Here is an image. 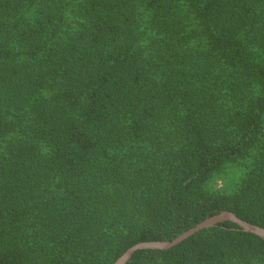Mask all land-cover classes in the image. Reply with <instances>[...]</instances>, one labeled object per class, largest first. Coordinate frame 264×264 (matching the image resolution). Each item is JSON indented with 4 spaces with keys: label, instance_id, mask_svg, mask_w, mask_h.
<instances>
[{
    "label": "trees",
    "instance_id": "1",
    "mask_svg": "<svg viewBox=\"0 0 264 264\" xmlns=\"http://www.w3.org/2000/svg\"><path fill=\"white\" fill-rule=\"evenodd\" d=\"M222 210L264 228V0H0V264H113ZM125 264H264V238Z\"/></svg>",
    "mask_w": 264,
    "mask_h": 264
},
{
    "label": "water",
    "instance_id": "2",
    "mask_svg": "<svg viewBox=\"0 0 264 264\" xmlns=\"http://www.w3.org/2000/svg\"><path fill=\"white\" fill-rule=\"evenodd\" d=\"M230 220L239 225L240 229L243 231L254 233L262 238H264V228L252 224L242 218L238 217L234 212L228 210H222L216 214H213L202 221L198 222L194 226L183 231L171 240H151V241H141L137 242L130 247H128L114 262L113 264H125L131 255L139 249H168L178 243H180L185 238L194 234L195 232L215 225L218 222Z\"/></svg>",
    "mask_w": 264,
    "mask_h": 264
},
{
    "label": "rangeland",
    "instance_id": "3",
    "mask_svg": "<svg viewBox=\"0 0 264 264\" xmlns=\"http://www.w3.org/2000/svg\"><path fill=\"white\" fill-rule=\"evenodd\" d=\"M246 168L241 163H229L208 182V189L219 193H231L238 186Z\"/></svg>",
    "mask_w": 264,
    "mask_h": 264
}]
</instances>
